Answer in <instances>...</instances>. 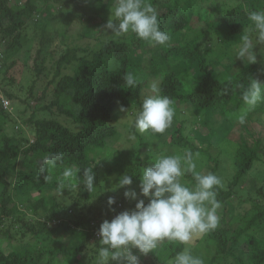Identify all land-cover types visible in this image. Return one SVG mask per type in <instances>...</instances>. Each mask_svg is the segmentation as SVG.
Instances as JSON below:
<instances>
[{
    "label": "trees",
    "instance_id": "obj_1",
    "mask_svg": "<svg viewBox=\"0 0 264 264\" xmlns=\"http://www.w3.org/2000/svg\"><path fill=\"white\" fill-rule=\"evenodd\" d=\"M151 2L159 11L161 28L176 45L148 49L149 64L144 66V57L138 56L147 45L144 41L131 34L113 39L110 30L105 32L114 0H0V93L15 106L14 113L13 107L9 112L0 99V264H95L99 227L114 212L107 203L109 196L91 194L82 183L78 189L57 192L58 177L63 167L73 164L81 167L78 176L85 167H94L96 176L104 162L95 161L98 151L118 164L119 154L106 151L116 136L112 122L122 112L138 111L154 80L161 94L174 101V121L179 120L162 142L199 154L204 161L196 162L197 171L208 168L222 174L220 150L211 142L215 135L211 124L205 141L192 129L207 122L206 113L221 115L220 129L237 136L229 180L225 188H218L219 226L188 247L205 264H264V102L247 111L244 125L233 116L246 110L238 85L246 86L249 77L264 83V49L254 48L253 64H245L232 51L251 23L245 9L264 10V0ZM70 14L78 19V27L65 32L63 44L45 35L52 20ZM38 30L40 40L30 52L33 73L28 78L24 70H16V64L21 61L27 69L23 50L29 36L34 37L30 33ZM81 40L83 44L77 43ZM49 42L57 50L44 51ZM17 73L21 81L14 79ZM126 74L137 79L134 88L126 86ZM183 111L193 121L180 118ZM188 123L193 138L184 133ZM130 129L138 139V151L130 166L133 183L113 195L116 203L111 208L123 205L119 213L126 211L125 206L135 207L136 202L126 204L124 192L128 187L137 190L143 169L164 152H153L148 145L162 135ZM57 152L62 153L57 167L41 173L42 157ZM49 174L53 177L46 181ZM95 196L99 199L92 201ZM236 198L238 206L252 201L251 208L235 211ZM184 247L165 242L157 253L133 252L141 264H171Z\"/></svg>",
    "mask_w": 264,
    "mask_h": 264
},
{
    "label": "clouds",
    "instance_id": "obj_2",
    "mask_svg": "<svg viewBox=\"0 0 264 264\" xmlns=\"http://www.w3.org/2000/svg\"><path fill=\"white\" fill-rule=\"evenodd\" d=\"M111 15L106 25L113 39L134 35L149 47L167 46L170 35L160 26L159 11L151 0H114ZM250 25L243 30L240 43L233 48L234 57L245 64L256 63V46L264 49V10L245 9ZM264 52V51H262ZM126 86L131 89L137 85L132 74L124 77ZM240 98L246 110L233 113L236 123H246L247 111L264 102V83L249 77L247 85L239 84ZM151 94L146 95L140 108L134 113L130 125L136 133L150 132L163 135L169 129L175 117L174 101L162 95L158 83L150 85ZM62 153H50L42 157L41 173L57 167ZM100 161V160H99ZM99 161L97 163H99ZM96 163V164H97ZM94 167H85L82 176H78L81 167L73 164L65 166L58 177L56 191L78 189L83 184L89 193H95ZM194 154L186 150L182 155L160 152L150 167L143 169L140 175L139 193L125 191V198L137 201L135 210L123 211L109 222L104 220L98 231L99 247L95 264H139V258L133 249L143 255L155 252L165 242L172 245H184L182 251L175 254L171 264H205L204 260L194 255L188 245L195 239L203 238L214 231L220 223L218 214L221 203L217 199L218 188L222 181L212 172L207 174L197 171ZM191 177L187 180L186 177ZM51 177L44 176L47 181ZM133 183L125 174L113 186V190L125 188ZM142 196L147 198L148 203ZM111 210L116 203L109 197Z\"/></svg>",
    "mask_w": 264,
    "mask_h": 264
},
{
    "label": "rangeland",
    "instance_id": "obj_3",
    "mask_svg": "<svg viewBox=\"0 0 264 264\" xmlns=\"http://www.w3.org/2000/svg\"><path fill=\"white\" fill-rule=\"evenodd\" d=\"M214 5V2H211V6ZM78 23V19L75 18V16L73 14H70V16L68 17H60V18H56L54 20L51 21L50 26L46 29V36H51L53 38V41H57L60 44H63L64 41L66 40V35L65 32L69 31V32H74L75 30H77L76 28ZM40 30L30 33L33 36H29L30 40H27V44L26 47L23 51V58L24 61L28 64L27 69L26 67H24L25 65H22L21 61H18L16 64V70H19V72L21 71H25L24 76L29 78L32 77V69H33V55L31 53L34 52V49L38 48V42L40 40V36H39ZM45 40L47 41V39L45 38ZM23 42V40H22ZM233 42V40H232ZM77 43H84V40L81 41H77ZM170 45H176V41L175 40H170L169 42ZM152 47H149L148 45H146L145 48H143L140 52L141 55L140 56L142 59L144 57V61L143 64L144 66H147L149 64V52L148 49H151ZM56 49V46H54V43H50L46 44V46H44V51H50V50H54ZM30 50V51H29ZM57 50V49H56ZM152 50V49H151ZM31 52V53H30ZM59 52V50H58ZM61 52V51H60ZM30 53V55L28 54ZM139 53V52H138ZM36 62V61H35ZM37 63H39V60L37 61ZM24 64V63H23ZM48 65V62H47ZM236 67V66H235ZM234 67V68H235ZM179 70V69H177ZM217 70H219V72L221 71V69L218 67ZM219 77H223V75L221 73H218ZM16 81H21L22 78L21 76H19V74H15V78ZM154 80V79H152ZM154 82H156L154 80ZM153 82V83H154ZM157 83V82H156ZM152 83H150L151 85ZM150 88V87H149ZM17 105V104H16ZM18 106V105H17ZM12 107H13V111H12ZM15 110V106L10 105V111H12L14 113ZM9 111V112H10ZM186 111V110H185ZM185 111L182 112L181 117L184 116L188 121H193V117L192 115L187 112L185 113ZM122 115H120L119 117H117L116 119L113 120V124L116 125V136L113 137L112 139L109 140L108 145H107V150L111 153H118L119 154V162L118 164H115L114 162V157H110L109 155H104L101 151H98L96 153V158L95 161L101 160L103 159V164L102 167L100 168L99 172L96 174V176L94 177V185L97 188V191H99V193H104V196H111L112 198L115 197L113 196L116 192H118L119 189H115L113 190V186L118 182L119 178L125 174L129 175L130 174V166L131 163L133 161L134 155L136 154V152L138 151V139L137 137L133 134V132L131 131L130 127V121L131 119L134 118V114H128V112H122ZM128 114V115H127ZM179 119V118H178ZM205 119L207 120V122L199 124V125H194V127L192 128V123H188L186 124V131L184 130L185 135H187V137H192L193 138V134L189 133V129H197L200 134L203 135L201 139V141H205L208 140V138L206 136H204L207 132H208V128L211 124V129H214L215 131V135H213L211 142L213 145L216 146L217 150H220V154L218 156L219 159V169L221 170V175L219 176L222 184L221 187L225 188L226 187V182L229 180L228 177H230V171L232 169V162H233V155H234V151L237 148V136L236 134H233V132H229L227 134V128L221 130L220 126L221 124H224V122H222L223 117L215 112H209L205 114ZM179 120L174 121L173 120V124L172 126L167 129L166 133L164 135H162L160 137V139H152V142H148V145H150V149L154 150L153 152H157L158 150H163L164 152H166L167 154H177V155H182L185 151V149H174L172 147H170L167 144H163L162 141H164L170 131L175 127L176 123ZM18 126H22L20 121H18ZM255 127V126H253ZM256 128L258 129V127L256 126ZM9 132V130H8ZM1 135V133H0ZM205 143V142H202ZM155 148H154V147ZM212 152H214V149H211ZM218 153V152H217ZM195 162L203 163V161H201L200 155L196 154L194 156ZM209 169L208 168H202L201 172L203 173H208ZM219 175V174H218ZM217 175V176H218ZM49 176L52 178L53 176L49 174ZM9 178V176H8ZM49 188V187H48ZM63 191V190H62ZM126 191H133L132 188L128 187ZM137 193H139V185H137V190H134ZM142 196L139 197V199H141ZM97 199H99L97 196H95L94 198H92V201H97ZM103 201V200H102ZM102 201H100L99 203L102 204ZM91 202V201H90ZM106 200L104 199L105 203ZM133 202H137L135 200H132L130 198L127 199L126 204H130ZM252 201H244L242 202L239 206V200L236 198L233 201V205L236 207L235 211H239V212H243L244 210H249L252 206ZM98 203V202H96ZM123 207V205H120V203L116 204V207L114 208V212L110 213L109 218L111 217V214H113V216L111 217V219L114 218L115 215H117L119 213V209ZM125 209L127 211H132L135 210L134 208H127V206H125ZM221 210V208H220ZM219 210V211H220ZM220 219H221V214L218 212ZM108 218V220H109ZM190 246V245H188ZM191 247V246H190ZM159 249V248H158ZM158 249L155 252H149V253H157ZM139 264H141L140 260H139Z\"/></svg>",
    "mask_w": 264,
    "mask_h": 264
},
{
    "label": "built area",
    "instance_id": "obj_4",
    "mask_svg": "<svg viewBox=\"0 0 264 264\" xmlns=\"http://www.w3.org/2000/svg\"><path fill=\"white\" fill-rule=\"evenodd\" d=\"M0 60H1V53H0ZM0 99H1L2 104H3V108L8 109V110L10 111V102H9L7 99H5V98L1 95V93H0Z\"/></svg>",
    "mask_w": 264,
    "mask_h": 264
}]
</instances>
